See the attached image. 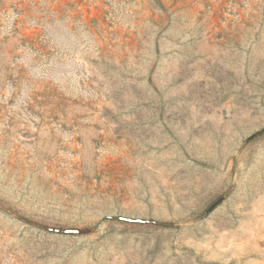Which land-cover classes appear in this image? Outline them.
<instances>
[{
	"label": "rangeland",
	"instance_id": "374dc122",
	"mask_svg": "<svg viewBox=\"0 0 264 264\" xmlns=\"http://www.w3.org/2000/svg\"><path fill=\"white\" fill-rule=\"evenodd\" d=\"M0 264H264V0H0Z\"/></svg>",
	"mask_w": 264,
	"mask_h": 264
}]
</instances>
